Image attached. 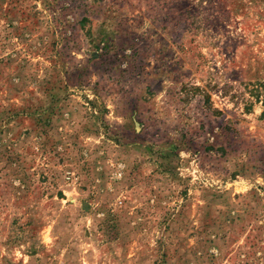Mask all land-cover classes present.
Here are the masks:
<instances>
[{"label": "rangeland", "instance_id": "374dc122", "mask_svg": "<svg viewBox=\"0 0 264 264\" xmlns=\"http://www.w3.org/2000/svg\"><path fill=\"white\" fill-rule=\"evenodd\" d=\"M0 264H264V0H0Z\"/></svg>", "mask_w": 264, "mask_h": 264}]
</instances>
